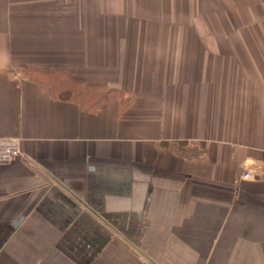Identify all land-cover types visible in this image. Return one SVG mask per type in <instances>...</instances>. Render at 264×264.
<instances>
[{"label": "crops", "instance_id": "1", "mask_svg": "<svg viewBox=\"0 0 264 264\" xmlns=\"http://www.w3.org/2000/svg\"><path fill=\"white\" fill-rule=\"evenodd\" d=\"M0 137V264H264V0H0Z\"/></svg>", "mask_w": 264, "mask_h": 264}, {"label": "built area", "instance_id": "2", "mask_svg": "<svg viewBox=\"0 0 264 264\" xmlns=\"http://www.w3.org/2000/svg\"><path fill=\"white\" fill-rule=\"evenodd\" d=\"M23 157L21 140L16 137H0V166ZM259 170L255 167H246L236 179L238 184L241 180L255 178Z\"/></svg>", "mask_w": 264, "mask_h": 264}, {"label": "trees", "instance_id": "3", "mask_svg": "<svg viewBox=\"0 0 264 264\" xmlns=\"http://www.w3.org/2000/svg\"><path fill=\"white\" fill-rule=\"evenodd\" d=\"M87 86V85H86ZM88 88L90 87V86H87ZM92 88V89H91ZM78 92H80V91H78ZM63 94V93H62ZM87 94V95H86ZM101 94V92H100V90H98V88L96 87V88H94V87H90L89 89H87L86 91H85V93L83 94V95H85V97H92V96H97V95H100ZM106 94H107V92L105 91V92H103V94H101L100 96V101H102L103 99H104V97L106 96Z\"/></svg>", "mask_w": 264, "mask_h": 264}]
</instances>
